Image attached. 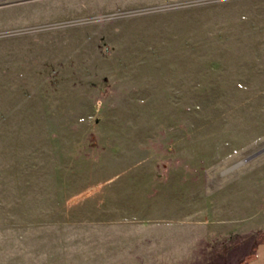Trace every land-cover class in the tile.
Segmentation results:
<instances>
[{
    "label": "rangeland",
    "instance_id": "1",
    "mask_svg": "<svg viewBox=\"0 0 264 264\" xmlns=\"http://www.w3.org/2000/svg\"><path fill=\"white\" fill-rule=\"evenodd\" d=\"M263 148L264 0H0V264L236 263Z\"/></svg>",
    "mask_w": 264,
    "mask_h": 264
},
{
    "label": "crops",
    "instance_id": "2",
    "mask_svg": "<svg viewBox=\"0 0 264 264\" xmlns=\"http://www.w3.org/2000/svg\"><path fill=\"white\" fill-rule=\"evenodd\" d=\"M208 264H225L220 262ZM227 264H264V238L259 239L239 258L236 263L230 262Z\"/></svg>",
    "mask_w": 264,
    "mask_h": 264
},
{
    "label": "water",
    "instance_id": "3",
    "mask_svg": "<svg viewBox=\"0 0 264 264\" xmlns=\"http://www.w3.org/2000/svg\"><path fill=\"white\" fill-rule=\"evenodd\" d=\"M263 152H264V148H263L262 150L258 151L257 153L253 154V155L250 156L249 158L245 159L244 162H246V161H248V160H250V159H252V158L258 156L259 154H261V153H263Z\"/></svg>",
    "mask_w": 264,
    "mask_h": 264
}]
</instances>
